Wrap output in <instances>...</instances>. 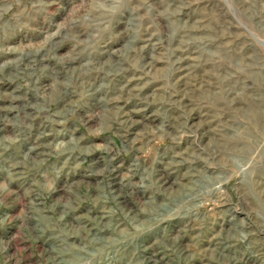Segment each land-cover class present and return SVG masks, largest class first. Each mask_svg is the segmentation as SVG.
<instances>
[{
    "label": "rangeland",
    "instance_id": "374dc122",
    "mask_svg": "<svg viewBox=\"0 0 264 264\" xmlns=\"http://www.w3.org/2000/svg\"><path fill=\"white\" fill-rule=\"evenodd\" d=\"M0 264H264V0H0Z\"/></svg>",
    "mask_w": 264,
    "mask_h": 264
}]
</instances>
